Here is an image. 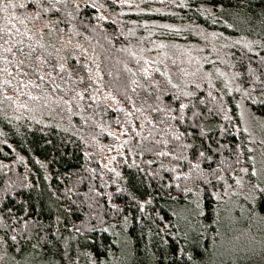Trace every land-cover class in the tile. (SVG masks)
I'll list each match as a JSON object with an SVG mask.
<instances>
[{
  "label": "trees",
  "instance_id": "16d2710c",
  "mask_svg": "<svg viewBox=\"0 0 264 264\" xmlns=\"http://www.w3.org/2000/svg\"><path fill=\"white\" fill-rule=\"evenodd\" d=\"M0 37L12 264H203L218 180L245 156L236 98L264 118V0H0ZM190 44L233 93L202 60L195 80L180 72Z\"/></svg>",
  "mask_w": 264,
  "mask_h": 264
},
{
  "label": "rangeland",
  "instance_id": "374dc122",
  "mask_svg": "<svg viewBox=\"0 0 264 264\" xmlns=\"http://www.w3.org/2000/svg\"><path fill=\"white\" fill-rule=\"evenodd\" d=\"M199 35L203 38L209 36L204 32H200ZM248 37L249 39L246 40L250 43L256 39L255 35ZM190 45L195 54L193 59L186 57L179 61L180 72L195 80L202 66V60L209 69L210 77L218 80L226 91L233 93L234 87L230 75L222 67L212 64V60L199 45ZM213 46L217 47L215 44ZM223 56L226 61L225 55ZM106 97L111 100L108 95ZM236 107L245 156L239 165L229 170L227 177L222 178V181L218 180L222 185V195L216 208L220 213L215 218L218 228L211 236L209 243L205 245L206 255L210 257L204 259L203 264H264V214L256 209V206L261 204L258 199L259 194L264 196V118L253 112L240 95L236 98ZM92 143L91 141L90 144ZM94 147L96 148L97 145ZM114 158L115 154L112 151L100 153L102 163H109ZM192 195L196 200L199 197V191L194 190ZM262 205L264 206V201ZM182 215L184 216V210ZM197 229L196 226L191 230L192 237ZM233 233H236V239L241 240L238 241L240 252L237 253L236 258L230 255L232 249L234 251L237 249L235 244L237 241L231 238ZM5 246L6 243L0 234V264H12ZM33 259L38 260V258L25 256L19 263L35 264ZM13 262L16 264L15 261ZM124 264H135V261L127 259L124 260Z\"/></svg>",
  "mask_w": 264,
  "mask_h": 264
},
{
  "label": "snow or ice",
  "instance_id": "6c2138e0",
  "mask_svg": "<svg viewBox=\"0 0 264 264\" xmlns=\"http://www.w3.org/2000/svg\"><path fill=\"white\" fill-rule=\"evenodd\" d=\"M0 39H2V37H0ZM5 43H7V41H5ZM5 51L10 52V51H12V49L11 48H8V49H5Z\"/></svg>",
  "mask_w": 264,
  "mask_h": 264
},
{
  "label": "bare ground",
  "instance_id": "6f19581e",
  "mask_svg": "<svg viewBox=\"0 0 264 264\" xmlns=\"http://www.w3.org/2000/svg\"><path fill=\"white\" fill-rule=\"evenodd\" d=\"M203 68V67H202ZM203 70V69H202ZM205 70V69H204ZM196 71V70H195ZM199 71V70H198ZM226 206V205H225Z\"/></svg>",
  "mask_w": 264,
  "mask_h": 264
}]
</instances>
